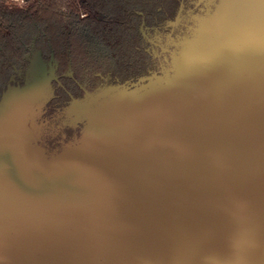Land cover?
Masks as SVG:
<instances>
[{"label":"water","instance_id":"95a60500","mask_svg":"<svg viewBox=\"0 0 264 264\" xmlns=\"http://www.w3.org/2000/svg\"><path fill=\"white\" fill-rule=\"evenodd\" d=\"M246 8L230 14L243 33L223 25L202 50L231 69L86 104L81 135L48 162L0 117V158L17 168L0 172V264H264V8Z\"/></svg>","mask_w":264,"mask_h":264},{"label":"trees","instance_id":"16d2710c","mask_svg":"<svg viewBox=\"0 0 264 264\" xmlns=\"http://www.w3.org/2000/svg\"><path fill=\"white\" fill-rule=\"evenodd\" d=\"M0 0V100L25 83L31 57L53 69L43 119L108 86L132 84L171 64L158 35L181 10L190 21L215 8L212 0ZM212 3V4H211ZM72 95V96H71ZM39 140L48 152L72 139L74 126ZM75 138V136H74Z\"/></svg>","mask_w":264,"mask_h":264},{"label":"rangeland","instance_id":"374dc122","mask_svg":"<svg viewBox=\"0 0 264 264\" xmlns=\"http://www.w3.org/2000/svg\"><path fill=\"white\" fill-rule=\"evenodd\" d=\"M18 1L24 4V2ZM213 2L217 4V8L207 11L205 15L194 16L192 22L184 15L179 14L177 19L173 21L172 26L181 25V32L171 30L167 38H160L162 44L167 47L171 54V64L165 72L153 74L133 84L110 86L94 94L88 93L83 100H72L57 119L48 120L41 117L42 107L52 93L51 80L54 72L42 60L40 53L35 52L31 57L25 83L22 85H12L3 94L0 100V117L9 114L12 120L16 119L20 125L24 124V127H22L23 133L26 136L31 157L35 158L36 155L39 158V156L44 155L43 162L45 163V161L48 162L53 157H56L58 153H61V150H67L71 142L65 143L60 151L48 153L39 145V139L50 129H53V131L60 129L59 125L65 126L66 124L80 122L79 118L84 117H82L79 110L84 108L86 104L101 105L106 103L110 106V103L114 101V97L119 93L143 92L149 94L166 92L172 87L178 86L179 82L187 88V86H191L196 81L198 76L204 73L200 72L204 65L210 66L215 73L231 69V63L219 62V58L217 57L211 59L208 54L202 52L211 47L210 43L214 33L219 32L221 29L218 28L223 25H230H228L229 27L227 26V31L229 32L243 33V26H235L234 20L236 18L231 22L230 14H239L244 7H247L246 9L250 8L249 10L253 14L257 6L261 5L264 8V0H212ZM147 100L146 104L149 109L153 107L155 111V101L151 97H148ZM165 100V97L159 100L160 106H163ZM116 107H118L117 103ZM162 113L159 114L161 117L164 116V113L163 115ZM169 113L170 111H168ZM169 116V123L172 124L170 130L173 131L171 134L181 135V112L178 115L170 113ZM178 145L174 144L172 149L175 147V150H179ZM7 148L10 149L9 147ZM9 156L0 158V172H17L15 163ZM181 166L182 172L184 164H181ZM176 171H180V166L179 169L177 166ZM20 174L21 180L25 181V175L21 172ZM76 184L77 180L75 182L70 176V179H66L61 186L64 188L63 191H74L77 190ZM57 189L60 190L59 187ZM39 190L40 193L37 190L39 196L45 198L47 192L44 189L42 190L41 187H39Z\"/></svg>","mask_w":264,"mask_h":264},{"label":"flooded vegetation","instance_id":"af4514ba","mask_svg":"<svg viewBox=\"0 0 264 264\" xmlns=\"http://www.w3.org/2000/svg\"><path fill=\"white\" fill-rule=\"evenodd\" d=\"M179 14H181V10H180V12H179ZM177 19V18H176ZM175 19V20H176ZM174 20V21H175ZM172 23H173V21L172 22H170L167 26H166V28H165V30L162 32V33H160V34H157L158 35V39L159 38H167V36H168V34L171 32V30H175L174 32H181V25L180 26H172ZM181 24V23H180ZM160 40V39H159ZM164 48L165 49H167V47H165L164 46ZM168 50V49H167ZM133 84V83H132ZM72 96V95H71ZM73 97V99L72 100H74V99H77V98H75L74 96H72ZM62 113V112H61ZM61 113L57 116V117H54L53 119H57V118H59L60 117V115H61ZM53 119H51V120H53ZM49 120V119H48ZM55 123H57V122H55ZM59 123H60V121L58 122V125H59ZM71 125H72V127L74 126V130L71 132L72 134H74L73 136H72V139L70 140V141H68V142H71V141H73V140H75V138L76 137H79L80 135H81V131H82V129H83V127H84V124L82 123V122H76L75 124H73V123H70ZM60 126V129H58V130H56V131H62L63 129V125H59ZM50 130H53V129H50ZM49 130V131H50ZM55 131V130H54ZM74 136H75V138H74ZM68 142H65V143H68ZM64 143V144H65ZM63 144V145H64ZM62 145V146H63Z\"/></svg>","mask_w":264,"mask_h":264}]
</instances>
